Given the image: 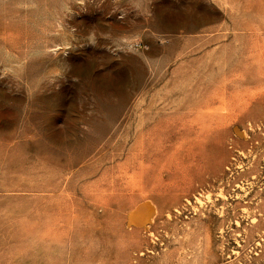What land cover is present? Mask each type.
I'll list each match as a JSON object with an SVG mask.
<instances>
[{
    "label": "rangeland",
    "instance_id": "374dc122",
    "mask_svg": "<svg viewBox=\"0 0 264 264\" xmlns=\"http://www.w3.org/2000/svg\"><path fill=\"white\" fill-rule=\"evenodd\" d=\"M0 264H264V0H0Z\"/></svg>",
    "mask_w": 264,
    "mask_h": 264
},
{
    "label": "bare ground",
    "instance_id": "6f19581e",
    "mask_svg": "<svg viewBox=\"0 0 264 264\" xmlns=\"http://www.w3.org/2000/svg\"><path fill=\"white\" fill-rule=\"evenodd\" d=\"M243 132L244 131H242V133ZM156 211L157 208L155 204L150 200H145L138 203L134 208L128 211L127 226L149 229L154 222L153 219Z\"/></svg>",
    "mask_w": 264,
    "mask_h": 264
}]
</instances>
